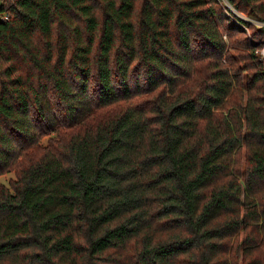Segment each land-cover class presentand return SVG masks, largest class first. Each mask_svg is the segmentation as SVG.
I'll return each instance as SVG.
<instances>
[{"label":"trees","instance_id":"trees-1","mask_svg":"<svg viewBox=\"0 0 264 264\" xmlns=\"http://www.w3.org/2000/svg\"><path fill=\"white\" fill-rule=\"evenodd\" d=\"M227 1L2 0L0 264H264V0Z\"/></svg>","mask_w":264,"mask_h":264},{"label":"built area","instance_id":"built-area-1","mask_svg":"<svg viewBox=\"0 0 264 264\" xmlns=\"http://www.w3.org/2000/svg\"><path fill=\"white\" fill-rule=\"evenodd\" d=\"M222 2H224V4L228 7V8H230V9H234L232 6H231V4L227 1V0H221ZM1 2H2V0H0V4H1ZM228 10V9H227ZM235 10V9H234ZM228 12V11H227ZM237 12V11H236ZM238 13V12H237ZM0 16L1 17H4V16H6V13H4V12H2V13H0ZM260 53H261V55H263L264 56V45L260 48Z\"/></svg>","mask_w":264,"mask_h":264},{"label":"rangeland","instance_id":"rangeland-1","mask_svg":"<svg viewBox=\"0 0 264 264\" xmlns=\"http://www.w3.org/2000/svg\"><path fill=\"white\" fill-rule=\"evenodd\" d=\"M240 16H242V17H244V18H249V17H246V16H244V15H242L241 13H240ZM249 19H252V18H249ZM259 24L260 23H264L263 21H258V20H256ZM246 30V29H245ZM1 177V179H4V178H6V177H8V175L7 174H4V175H1L0 176Z\"/></svg>","mask_w":264,"mask_h":264}]
</instances>
